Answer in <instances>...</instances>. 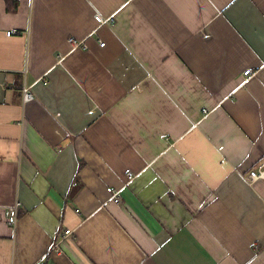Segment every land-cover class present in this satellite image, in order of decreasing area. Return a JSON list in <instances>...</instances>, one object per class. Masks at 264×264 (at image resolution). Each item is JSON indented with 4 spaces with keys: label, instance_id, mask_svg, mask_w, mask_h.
I'll return each mask as SVG.
<instances>
[{
    "label": "crops",
    "instance_id": "obj_1",
    "mask_svg": "<svg viewBox=\"0 0 264 264\" xmlns=\"http://www.w3.org/2000/svg\"><path fill=\"white\" fill-rule=\"evenodd\" d=\"M6 1L0 264H264V0Z\"/></svg>",
    "mask_w": 264,
    "mask_h": 264
},
{
    "label": "built area",
    "instance_id": "obj_2",
    "mask_svg": "<svg viewBox=\"0 0 264 264\" xmlns=\"http://www.w3.org/2000/svg\"><path fill=\"white\" fill-rule=\"evenodd\" d=\"M96 20L100 24H109L111 22L110 19H104L102 16H96ZM13 34H17L16 31L9 32L7 35L11 36ZM106 43L100 42V46L104 47ZM69 45L71 46L72 49H78V48H83V49H88L86 44L84 42H79L73 38L69 39ZM254 75V71L252 69H248L245 71L244 76H252ZM23 94V99L25 103H29L30 101L33 100V96L31 93V88L29 86H25L22 90ZM129 179H133V176L130 174ZM245 181L251 186H255V184L259 181L264 182V165L260 166L258 170H253L250 171L246 176H245ZM107 192L110 194V197L112 200H114L115 203H119V192L115 191L112 188H108ZM21 208V203L19 201H16L15 205L12 206L9 209V224L12 227H16L17 222H18V217H19V210ZM79 212V211H77ZM72 235V231H65L62 237L57 240V242L54 244L52 247L51 253H57L60 252V244L63 239L67 238L68 236ZM38 264H44V262H39Z\"/></svg>",
    "mask_w": 264,
    "mask_h": 264
},
{
    "label": "trees",
    "instance_id": "obj_3",
    "mask_svg": "<svg viewBox=\"0 0 264 264\" xmlns=\"http://www.w3.org/2000/svg\"><path fill=\"white\" fill-rule=\"evenodd\" d=\"M6 4L9 12L16 11L18 9V3L16 0H7Z\"/></svg>",
    "mask_w": 264,
    "mask_h": 264
},
{
    "label": "rangeland",
    "instance_id": "obj_4",
    "mask_svg": "<svg viewBox=\"0 0 264 264\" xmlns=\"http://www.w3.org/2000/svg\"><path fill=\"white\" fill-rule=\"evenodd\" d=\"M258 169H259V168H258ZM258 169H257V170H258Z\"/></svg>",
    "mask_w": 264,
    "mask_h": 264
}]
</instances>
